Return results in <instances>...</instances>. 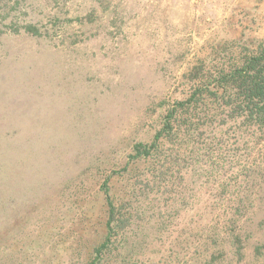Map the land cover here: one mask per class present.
Here are the masks:
<instances>
[{
  "label": "rangeland",
  "instance_id": "1",
  "mask_svg": "<svg viewBox=\"0 0 264 264\" xmlns=\"http://www.w3.org/2000/svg\"><path fill=\"white\" fill-rule=\"evenodd\" d=\"M257 2L0 0V264H88L104 183L119 222L97 264H264L261 137L207 100L130 158L205 72L264 42Z\"/></svg>",
  "mask_w": 264,
  "mask_h": 264
},
{
  "label": "trees",
  "instance_id": "2",
  "mask_svg": "<svg viewBox=\"0 0 264 264\" xmlns=\"http://www.w3.org/2000/svg\"><path fill=\"white\" fill-rule=\"evenodd\" d=\"M201 78L188 97L170 105L164 115L162 128L154 140L151 143H136L135 153L130 158L150 155L165 134L172 135L174 131L179 133L183 128L190 131L195 113L205 110L207 100L215 106L218 104L217 107H221L224 113L228 112L234 121L240 122L241 129L249 130L264 140V42H260L254 49L244 47L238 54L229 57L227 62L217 64L213 72H205ZM181 113H186L185 117H181ZM102 188L108 204V232L105 241L94 248L88 264L100 261L102 251L110 244L116 223L119 222L107 183Z\"/></svg>",
  "mask_w": 264,
  "mask_h": 264
},
{
  "label": "crops",
  "instance_id": "3",
  "mask_svg": "<svg viewBox=\"0 0 264 264\" xmlns=\"http://www.w3.org/2000/svg\"><path fill=\"white\" fill-rule=\"evenodd\" d=\"M255 6L258 8V11L254 13L257 17V24L262 25L261 27H256L259 29L256 31V34H258L259 38L264 40V0H258Z\"/></svg>",
  "mask_w": 264,
  "mask_h": 264
}]
</instances>
